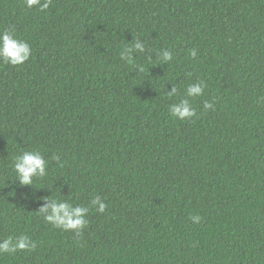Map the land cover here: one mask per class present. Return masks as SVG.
<instances>
[{"label":"trees","instance_id":"16d2710c","mask_svg":"<svg viewBox=\"0 0 264 264\" xmlns=\"http://www.w3.org/2000/svg\"><path fill=\"white\" fill-rule=\"evenodd\" d=\"M6 28L31 57L0 59V240L37 247L0 264H264V0H0ZM197 82V115L173 117ZM30 150L47 175L22 186ZM51 194L107 208L77 235L39 212Z\"/></svg>","mask_w":264,"mask_h":264},{"label":"clouds","instance_id":"9594fccd","mask_svg":"<svg viewBox=\"0 0 264 264\" xmlns=\"http://www.w3.org/2000/svg\"><path fill=\"white\" fill-rule=\"evenodd\" d=\"M28 8L39 6L43 11L49 8L51 0H25ZM145 44L136 40L134 44L124 47L120 52V58L130 65H135V52H144ZM197 52L195 49L191 51V56L195 58ZM161 64L164 62H170L173 59V53L171 50L163 49L157 53ZM31 57V45L24 40L19 39L15 35L14 28H6L3 32H0V59L4 63L11 65H21L27 62ZM140 71L143 68L137 66ZM206 84L203 82H197L190 84L186 89L185 98L180 99L179 102L173 103L169 112L175 118L185 120L197 115L196 109L190 103L187 97L202 96ZM178 93L176 86L172 87L167 92L169 97L175 96ZM205 109H212L214 105L212 102L205 101ZM59 160V157H56ZM48 161L44 155L38 150L24 151L15 157L13 162V171L15 172L17 179L22 186L33 185L35 179L43 178L47 175ZM46 199L48 203L39 209V212L43 215L44 219L63 230H75L77 235H80L82 230L87 226L88 221L86 216L90 207H96V210L103 213L107 208V204L99 197H95L91 200L90 204L74 205L67 200H60L52 197V194ZM191 219L194 222H199L200 217L198 215L192 216ZM37 247L36 241L32 240L27 234L20 235L18 237L8 236L0 240V255L6 253H15L19 251H32Z\"/></svg>","mask_w":264,"mask_h":264}]
</instances>
